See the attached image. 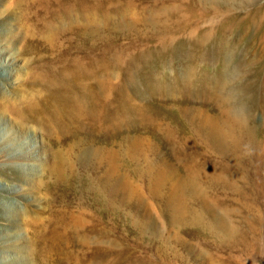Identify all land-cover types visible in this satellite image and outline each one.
<instances>
[{"label":"rangeland","instance_id":"obj_1","mask_svg":"<svg viewBox=\"0 0 264 264\" xmlns=\"http://www.w3.org/2000/svg\"><path fill=\"white\" fill-rule=\"evenodd\" d=\"M192 1L0 0V139L22 141L27 154L21 164L0 155V264H264V52L246 78L231 74L239 101L257 104L259 142L235 166L211 145L199 117L211 108L217 116V107L196 96V85L183 91L186 66L191 80L219 67L195 44L203 30L191 32L188 9L148 20L156 9ZM258 8L264 33V0L224 11L244 21ZM150 80L164 91L151 90ZM245 81L255 91H243ZM27 131H35L38 157ZM196 161L240 172L246 198L206 180V197L174 212L176 175ZM165 162L174 177L155 180ZM110 168V183L126 187L110 192ZM211 209L233 211L235 239L193 223L195 215L213 223ZM77 217L85 219L87 246L76 232L66 235Z\"/></svg>","mask_w":264,"mask_h":264},{"label":"bare ground","instance_id":"obj_2","mask_svg":"<svg viewBox=\"0 0 264 264\" xmlns=\"http://www.w3.org/2000/svg\"><path fill=\"white\" fill-rule=\"evenodd\" d=\"M255 1L257 0H195L189 4H185L184 6L186 8L170 5V6L164 7V9L162 8L156 9L155 11L152 12V15L148 16L149 21L151 22L153 21L157 23L159 22L158 17H160L164 12H168V13L177 12V11L182 12L188 9L190 11V15H188V17L183 16V19H187L189 26L191 27V32L196 34L199 29L203 30L199 34V36L196 37L195 44L200 45L201 49L204 50V54H202L201 56L203 59H205V56H209L208 54H210V56H213V61L216 64H218L219 67L217 68V70H215L216 72L213 74L204 75L202 78L197 79V80H191L190 75L193 72L194 68L192 65L186 66L184 69L185 86L183 88V91H186V90L190 91L192 89V86L196 85L197 86L196 96L199 99H201L203 102L205 100L209 101V105L214 106V109H215V106L217 107V111H218L217 116L212 114L213 110L211 108V111H208L207 109H203L205 110V112L200 113L199 117H200V120L204 123V126H205L204 131H207L206 135L210 137L209 142L212 141L211 145L214 146L216 149H218L221 153L225 154L227 156V159L229 158V160H231V164L235 166L241 165V160H242L241 154L246 155L245 153L248 147L259 143L256 140L255 125L252 122V118L254 116V111H256L257 104L255 105V103L253 104V101H251V104L247 105L246 103L239 101L240 105L243 106V108L245 109V112L247 115V123L242 124L240 122H237L236 120L225 116L224 113L220 109L221 102H222V96L227 95V93L230 91H233V90L235 91L234 89L235 84L230 83L227 86V88L224 89L223 92H222V88L225 84L226 79L231 80L233 79V77H235L236 79V76H239L243 80L244 78H246L247 74L255 71L256 65L259 63V60H262V51L264 52V45H262V37L264 39V33H262V30L258 28V22H257V17L258 16L262 17V8H258L257 10H255V12L249 15L244 21H240L238 19L239 16L230 15L229 12H225L224 10H230L234 7L235 8L243 7ZM234 34L235 36L233 40L232 37ZM254 46L258 48L257 50L258 56L248 58L249 51L253 49ZM168 48H171V47L169 46ZM175 48H180V45L176 46ZM231 74H234L233 77H231ZM148 85H149L148 87L151 88V90H155L159 92H162L165 89L164 84L157 80H153V81L150 80ZM237 88H239V86ZM240 88L246 92L247 91L249 92V90L251 89L255 91L254 85H252V82H249V81H245L244 83H242ZM239 92L241 95V91ZM34 132L35 131L33 132L27 131V134L31 135V139L28 142H29V145L31 146V150L34 151L36 155L39 149V145L37 143L38 140L35 139ZM170 133L171 132L169 131V134ZM4 136H2V138L0 139L1 144L3 143V145L0 147V155L3 153V156H4L3 158L8 159L7 161L10 160L9 162H11V164H14V163L21 164L24 158L27 156V154L25 155V153H22L23 151L21 150L23 149L20 150V144L23 142L22 141L16 142V138H13V139L9 138L7 140ZM25 142L26 141H24V144ZM262 143L264 142L262 141ZM201 145H204V143ZM113 157L114 156L111 153H108V157L106 156L108 165H111V166L115 165V160L113 159ZM12 161H15V162H12ZM184 161H186L187 163L188 159L185 158ZM159 167H158L159 169L153 170L154 175H150V176H154L155 180H159V179L165 180L170 177L171 178L174 177L173 166H171L173 168L172 170L171 167L168 166V163L165 162L163 166H159ZM219 169L215 164H206L204 162L196 161L192 167H189L187 169V175L185 176L176 175V177H178L179 180L177 179L178 182L177 184H175L176 186L174 185L175 189L173 190L171 189V192H170L171 196L168 197L170 198L169 200V202L171 203L170 207L174 209V212H179V211L181 212L182 210H184V204L186 202L185 200H187L190 197L191 198H193L194 196L196 197L199 196L202 198L206 197L204 195L205 190L203 191L201 187V183L205 182L206 180H209V182L211 183L214 182L216 184L223 183L226 187H229L233 191L239 192L240 195L245 197L246 195V192L244 190L245 186L241 185L242 184L241 181L243 180L244 182L245 177L241 175L240 172L232 170L229 166L222 168L223 172H225L226 174L221 173ZM112 170L113 168H110L108 179L106 181H108L110 185V189H111L110 192L112 191L115 192L117 188L120 189L126 186H122V183L121 184L119 183L116 188L115 183L113 184L110 183L112 179V175H113ZM98 191L101 194L104 193V192L102 193L101 190H98ZM203 201H205L204 203H206L205 198L203 199ZM113 202L115 203L116 200H114ZM249 206H252V205H250L249 203L247 204L245 203L244 205V207H249ZM211 212L213 214L212 215L213 223L211 222L209 225L205 224L204 217H202L201 215H198V216L195 215L193 223L201 225V226L204 225V228L206 226L207 228H210L209 230H212L214 233H217L216 231L219 230L223 233L224 238L227 237V238H230L231 240L232 238L235 239L236 234L239 232V227L238 225L232 222V219L230 217L233 211L229 209H225L222 212L224 213V215L218 214V212L215 209H211ZM178 214L181 215L182 217L183 213H178ZM70 218H72V216ZM173 219L175 218L173 217ZM146 223L147 225L149 224L148 220L145 222V226H146ZM214 226L218 230L215 229L216 231H214L213 230ZM66 228L71 229V234H69V232L66 231V235H68V240L72 237V234L76 232V234L74 235V238L75 237L78 238L77 242L80 241L81 243L82 241V245L83 244L86 246L89 245L88 236L86 235L87 226H86V222L84 218L77 217L76 219L75 218L72 219L70 227H66ZM148 229H146V232ZM99 240H100V237H99ZM12 249H14V247L13 248L11 247L10 250ZM96 250H100V249L97 248ZM99 253L100 251H97V252L95 251V254H99ZM2 256H4V254ZM97 257L101 258L102 255H97Z\"/></svg>","mask_w":264,"mask_h":264},{"label":"clouds","instance_id":"obj_3","mask_svg":"<svg viewBox=\"0 0 264 264\" xmlns=\"http://www.w3.org/2000/svg\"><path fill=\"white\" fill-rule=\"evenodd\" d=\"M230 83H234V78L229 80H225V84L222 88V92ZM221 111L224 113L225 116L230 117L237 122L242 124L247 123V115L243 106L239 103V94L237 92L230 91L227 95L222 96V102L220 106Z\"/></svg>","mask_w":264,"mask_h":264}]
</instances>
